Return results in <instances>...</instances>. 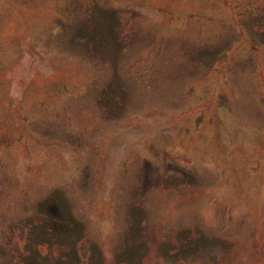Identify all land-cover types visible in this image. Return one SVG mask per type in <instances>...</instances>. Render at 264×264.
<instances>
[{"label":"rangeland","instance_id":"1","mask_svg":"<svg viewBox=\"0 0 264 264\" xmlns=\"http://www.w3.org/2000/svg\"><path fill=\"white\" fill-rule=\"evenodd\" d=\"M0 264H264V0H0Z\"/></svg>","mask_w":264,"mask_h":264}]
</instances>
